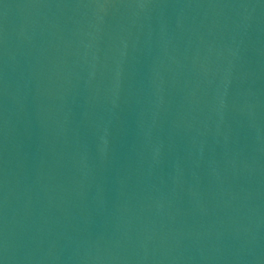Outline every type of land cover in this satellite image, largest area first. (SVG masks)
<instances>
[{"label":"water","instance_id":"95a60500","mask_svg":"<svg viewBox=\"0 0 264 264\" xmlns=\"http://www.w3.org/2000/svg\"><path fill=\"white\" fill-rule=\"evenodd\" d=\"M0 264H264V0H0Z\"/></svg>","mask_w":264,"mask_h":264}]
</instances>
